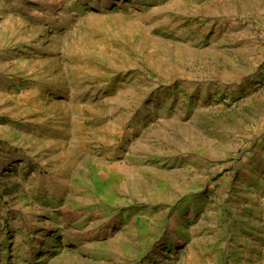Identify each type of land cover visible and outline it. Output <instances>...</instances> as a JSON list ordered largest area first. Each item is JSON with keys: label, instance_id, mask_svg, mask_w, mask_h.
Instances as JSON below:
<instances>
[{"label": "rangeland", "instance_id": "374dc122", "mask_svg": "<svg viewBox=\"0 0 264 264\" xmlns=\"http://www.w3.org/2000/svg\"><path fill=\"white\" fill-rule=\"evenodd\" d=\"M0 264H264V0H0Z\"/></svg>", "mask_w": 264, "mask_h": 264}]
</instances>
